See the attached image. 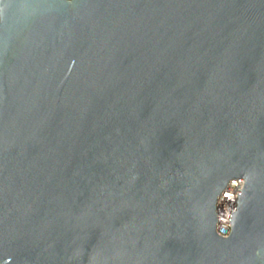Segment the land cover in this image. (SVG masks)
Listing matches in <instances>:
<instances>
[{
  "label": "water",
  "instance_id": "1",
  "mask_svg": "<svg viewBox=\"0 0 264 264\" xmlns=\"http://www.w3.org/2000/svg\"><path fill=\"white\" fill-rule=\"evenodd\" d=\"M0 264H264V0H0Z\"/></svg>",
  "mask_w": 264,
  "mask_h": 264
},
{
  "label": "built area",
  "instance_id": "2",
  "mask_svg": "<svg viewBox=\"0 0 264 264\" xmlns=\"http://www.w3.org/2000/svg\"><path fill=\"white\" fill-rule=\"evenodd\" d=\"M244 185L242 179H235L228 183L226 189L218 199V224L217 233L220 236L226 237L230 230L231 213L233 211L234 203L237 198V191L241 190ZM227 193V195H225Z\"/></svg>",
  "mask_w": 264,
  "mask_h": 264
},
{
  "label": "clouds",
  "instance_id": "3",
  "mask_svg": "<svg viewBox=\"0 0 264 264\" xmlns=\"http://www.w3.org/2000/svg\"><path fill=\"white\" fill-rule=\"evenodd\" d=\"M225 195H227V193H225Z\"/></svg>",
  "mask_w": 264,
  "mask_h": 264
}]
</instances>
